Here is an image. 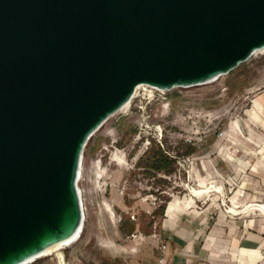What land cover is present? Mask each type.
<instances>
[{
    "label": "water",
    "instance_id": "obj_1",
    "mask_svg": "<svg viewBox=\"0 0 264 264\" xmlns=\"http://www.w3.org/2000/svg\"><path fill=\"white\" fill-rule=\"evenodd\" d=\"M264 49V0H0V264L84 222L85 147L132 99L210 83Z\"/></svg>",
    "mask_w": 264,
    "mask_h": 264
},
{
    "label": "rangeland",
    "instance_id": "obj_2",
    "mask_svg": "<svg viewBox=\"0 0 264 264\" xmlns=\"http://www.w3.org/2000/svg\"><path fill=\"white\" fill-rule=\"evenodd\" d=\"M263 84L264 51L210 83L154 90L152 95L140 90L127 109L113 114L84 150L78 180L83 230L76 242L62 248L64 263L158 264L166 206L175 197L190 196V188L198 187L199 181L209 188L220 186L222 193L211 187L213 191L194 201L216 200L229 210V189L245 186L252 155L264 156V142L254 139L264 130L253 125L248 114ZM233 120L238 129L231 127ZM157 146L169 158L178 155L174 172L148 174L141 160ZM189 148L194 152L187 155ZM221 152L238 159L222 161ZM56 260L48 254L28 264H57Z\"/></svg>",
    "mask_w": 264,
    "mask_h": 264
},
{
    "label": "crops",
    "instance_id": "obj_3",
    "mask_svg": "<svg viewBox=\"0 0 264 264\" xmlns=\"http://www.w3.org/2000/svg\"><path fill=\"white\" fill-rule=\"evenodd\" d=\"M254 101L259 105L256 113ZM248 114L251 123L264 130V84L254 93ZM257 138L264 142V135L254 136ZM221 154L222 161L238 159L237 155L230 154L229 159V153ZM256 158L252 155L248 162L245 186L235 184L229 189L233 193L228 202L234 210L225 211L216 200L194 201L172 216L165 209L160 220L161 246L165 247L160 249L158 264H264V212L246 210L251 203L264 206V156Z\"/></svg>",
    "mask_w": 264,
    "mask_h": 264
},
{
    "label": "bare ground",
    "instance_id": "obj_4",
    "mask_svg": "<svg viewBox=\"0 0 264 264\" xmlns=\"http://www.w3.org/2000/svg\"><path fill=\"white\" fill-rule=\"evenodd\" d=\"M263 51H264V49L260 50V51H257V52H263ZM140 90H143L145 93L147 92L150 95H152L154 90L162 91L161 89L141 84V85H139L136 88L132 99L135 96H137V94H138V92ZM132 99H130V101L127 102L120 110L127 109L129 107ZM252 110L254 111V113L259 112V105L255 101H254ZM231 127L233 129H238L239 128L238 121L237 120H233ZM228 158L232 159V156L229 154ZM199 182H200V184H199L198 187H191L190 188V190H191L190 196L185 197V198L175 197L171 201H169L168 204H167V207H166V214L169 215V216H172L177 211L189 207L191 204L194 203V197L200 196L203 193L209 194L211 191H213L212 189H214V188H211V187H215V189L218 190V192L222 193V188L220 186L216 187V186L213 185V186H211L209 188L203 181H199ZM236 197L237 196L235 195L234 197L231 198V201L233 202V204L236 203ZM81 199H82V195H81ZM82 204H83V200H82ZM233 207H234L233 205H230L229 210H234ZM255 209L264 212V206L263 205L251 203V204L246 206V210L249 211V212H252ZM82 230H83V226H82L81 230L79 231V233L74 238L50 247L41 256L48 255V254H54V256L57 259L56 260L57 264H65L64 263V256H63L62 248L64 246H67V245H70V244L76 242L81 237ZM32 261H30V262H32ZM30 262L28 261V263H30ZM28 263H24V264H28Z\"/></svg>",
    "mask_w": 264,
    "mask_h": 264
},
{
    "label": "trees",
    "instance_id": "obj_5",
    "mask_svg": "<svg viewBox=\"0 0 264 264\" xmlns=\"http://www.w3.org/2000/svg\"><path fill=\"white\" fill-rule=\"evenodd\" d=\"M194 152V148H189L187 150V155ZM178 158V155L174 158H169L164 151L160 147L150 148L142 157L143 166L145 169H148L150 172L148 174H151V172H164L166 174H170L174 172L173 165L176 162V159ZM152 175V174H151ZM163 206L159 208V210L162 212ZM113 264H119L117 261H112Z\"/></svg>",
    "mask_w": 264,
    "mask_h": 264
},
{
    "label": "built area",
    "instance_id": "obj_6",
    "mask_svg": "<svg viewBox=\"0 0 264 264\" xmlns=\"http://www.w3.org/2000/svg\"><path fill=\"white\" fill-rule=\"evenodd\" d=\"M157 91H159V90H157ZM139 92H140V91H139ZM220 135H222V133H220ZM225 211H227V212H228L229 210H225ZM164 247H165V246H164V245H162L161 249L163 250V249H164ZM160 261H161V260H160Z\"/></svg>",
    "mask_w": 264,
    "mask_h": 264
}]
</instances>
